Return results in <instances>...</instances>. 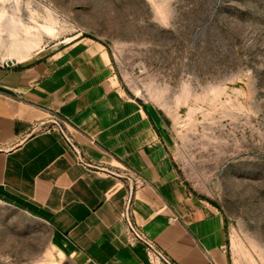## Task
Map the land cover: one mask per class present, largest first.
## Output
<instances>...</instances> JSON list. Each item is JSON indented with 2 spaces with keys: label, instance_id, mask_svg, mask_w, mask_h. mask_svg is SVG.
<instances>
[{
  "label": "rangeland",
  "instance_id": "1",
  "mask_svg": "<svg viewBox=\"0 0 264 264\" xmlns=\"http://www.w3.org/2000/svg\"><path fill=\"white\" fill-rule=\"evenodd\" d=\"M0 14L2 63L78 35L105 50L120 87L153 114L187 190L222 212L229 264H264V0H0ZM53 262L86 264L50 224L0 196V264Z\"/></svg>",
  "mask_w": 264,
  "mask_h": 264
},
{
  "label": "crops",
  "instance_id": "2",
  "mask_svg": "<svg viewBox=\"0 0 264 264\" xmlns=\"http://www.w3.org/2000/svg\"><path fill=\"white\" fill-rule=\"evenodd\" d=\"M79 36L0 62V196L50 224L86 264H149L125 232L132 186V219L172 260L229 264L222 212L191 195L153 114L120 87L107 52Z\"/></svg>",
  "mask_w": 264,
  "mask_h": 264
},
{
  "label": "built area",
  "instance_id": "3",
  "mask_svg": "<svg viewBox=\"0 0 264 264\" xmlns=\"http://www.w3.org/2000/svg\"><path fill=\"white\" fill-rule=\"evenodd\" d=\"M48 122L60 130L64 138L67 140V142L75 152V155L77 156L78 160L80 162H83L80 148L73 143L72 136L70 134H67V132L65 131L66 128L63 127L64 124L62 123V121L55 115H52L50 116ZM44 128L48 129L49 127L45 126ZM131 187L129 188L128 195L127 198L125 199L124 207L122 210V217L125 223V232H126L127 240L131 243L137 242L144 246L149 264H177L166 254V252L163 249H161L155 243L153 239L148 237L132 219V212H131L132 188Z\"/></svg>",
  "mask_w": 264,
  "mask_h": 264
},
{
  "label": "bare ground",
  "instance_id": "4",
  "mask_svg": "<svg viewBox=\"0 0 264 264\" xmlns=\"http://www.w3.org/2000/svg\"><path fill=\"white\" fill-rule=\"evenodd\" d=\"M0 16H1V14H0ZM41 29L43 30V31H45L46 33H51L53 30H54V26H52V25H42L41 26ZM12 45H13V47L15 48V49H18V48H23V50H25L26 49V46H28L26 43H24L23 41H21V40H19V39H16V37L15 38H12V43H11ZM14 52V51H13ZM12 52V53H13ZM16 52V51H15ZM16 58L18 59V61H24L26 58H25V54H17L16 55ZM52 264H57V263H55V262H53Z\"/></svg>",
  "mask_w": 264,
  "mask_h": 264
},
{
  "label": "water",
  "instance_id": "5",
  "mask_svg": "<svg viewBox=\"0 0 264 264\" xmlns=\"http://www.w3.org/2000/svg\"><path fill=\"white\" fill-rule=\"evenodd\" d=\"M6 63L11 64L12 63L11 59L6 60Z\"/></svg>",
  "mask_w": 264,
  "mask_h": 264
}]
</instances>
